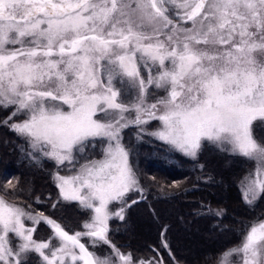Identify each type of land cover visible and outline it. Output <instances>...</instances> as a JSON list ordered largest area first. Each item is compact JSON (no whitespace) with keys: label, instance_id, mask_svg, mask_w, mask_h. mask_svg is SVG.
<instances>
[{"label":"snow or ice","instance_id":"snow-or-ice-1","mask_svg":"<svg viewBox=\"0 0 264 264\" xmlns=\"http://www.w3.org/2000/svg\"><path fill=\"white\" fill-rule=\"evenodd\" d=\"M0 108L21 155L36 167L53 162L58 189L44 205L30 182L0 185V264H163L121 251L109 221H126L143 180L162 192L188 189L148 177L124 130L193 159L206 141L253 162L240 187L255 211L264 199V138L254 135L264 122V0H0ZM152 121L159 127L149 131ZM72 203L85 216L79 231L57 215ZM41 224L46 240L35 238ZM167 230L161 247L181 264ZM237 231L239 242L211 264H264V212Z\"/></svg>","mask_w":264,"mask_h":264},{"label":"trees","instance_id":"trees-1","mask_svg":"<svg viewBox=\"0 0 264 264\" xmlns=\"http://www.w3.org/2000/svg\"><path fill=\"white\" fill-rule=\"evenodd\" d=\"M0 128L3 130L0 136V179L7 181L19 177L22 184L31 183L32 198L38 193L44 195L49 187L47 169L25 161L17 147L23 145L21 140L12 138L13 133L6 132V128ZM262 129L258 124L254 125L255 132ZM124 137L125 144H133L131 138ZM160 146L155 142L157 151L161 153L163 149ZM205 147L196 159L168 153L174 160L171 164L158 159L150 161L146 157L141 162L137 161L144 173L152 174L161 183L167 185L173 181H184L183 188L188 190L162 192L159 186L143 180L145 192L139 196L131 195L133 200L139 202L128 210L126 221L110 220L112 231L109 238L114 244L118 247L126 245L121 250L133 253L136 258L157 257L164 264H171L168 250L161 247V231L167 225V240L172 253L181 259V264H211L208 257L214 258L239 239L237 230L240 221L264 212V199L259 200L253 211L245 205L241 195L240 180L251 169L253 162L225 152L222 154L228 161L223 162L220 151L214 149V153L208 155L204 152ZM20 157L23 162L19 161ZM132 159L136 163L135 158ZM43 165L50 171L54 169L50 161H44ZM199 165H203V169ZM50 185L53 188L47 192L49 195L46 193V198L54 200L58 191ZM149 201L153 203L149 204ZM48 202H44V205ZM153 204L159 208L156 213ZM34 205L41 208V205ZM41 209L48 212L44 206ZM209 209L212 211L209 212ZM220 209L224 210L223 215H215ZM57 215L63 217L61 222L70 231L80 229L85 219L75 203L65 205Z\"/></svg>","mask_w":264,"mask_h":264},{"label":"rangeland","instance_id":"rangeland-1","mask_svg":"<svg viewBox=\"0 0 264 264\" xmlns=\"http://www.w3.org/2000/svg\"><path fill=\"white\" fill-rule=\"evenodd\" d=\"M158 94H163V93H158ZM64 108H65V110H67V106H64ZM8 115H10V111H5L4 109H2V108H0V120H3V119H5ZM256 124H258V126L259 127H261V128H263L260 132H255L254 131V135L257 137V138H264V122H260V121H256V122H254V125H256ZM157 127H159V121H152V122H150V125L148 126V130L149 131H152V130H154V129H156ZM2 129L0 128V136H1V134H2ZM7 131H9L7 128H6V132ZM263 131V132H262ZM134 132H135V129L134 128H132V129H125L124 130V136H126L127 138H131L132 140H133V147H134V149H135V153H134V158H135V160H136V164H137V161H139V162H141V159L142 158H144V157H146L148 160H150V161H152V160H154V159H158V160H162V161H164L165 163H167V164H171L172 162H174V160L172 159V157L169 155L170 153H176V154H178V155H180V156H183V157H186V158H190V159H193L192 157H188V156H185L182 152H180V151H178V150H172V151H169L168 150V148H169V146L168 145H166V144H164L163 142H161V141H159V140H156L154 137H147V136H145L144 137V142H138L136 139H135V135H134ZM15 136V137H14ZM12 138H15L16 139V135L15 134H13V136H12ZM155 142H157V143H159V144H161L162 146H164V147H162V146H160L162 149H163V151L160 153L159 151H157V149H156V147H155ZM21 143L23 144V141H21ZM203 144L206 146L205 148V151L204 152H206L208 155L209 154H212V153H214V149L215 148H213V147H211V146H209L208 145V143L205 141V142H203ZM1 145V144H0ZM146 145H148V146H152V148L150 149L149 147H146ZM203 148H204V146H203ZM161 149V150H162ZM1 150V149H0ZM169 153V154H168ZM223 152H221V154H222ZM225 153H227V152H225ZM20 155H21V153H19ZM220 154V153H219ZM229 154V153H228ZM234 156V155H233ZM220 157H221V159H222V161L223 162H226V161H228V158H226V157H223V154L222 155H220ZM237 157V156H236ZM0 158H1V152H0ZM23 159H25V161H27L28 163H30L26 158H24V157H22ZM21 157L19 158V161H22L21 159H22ZM226 160V161H225ZM23 162V161H22ZM51 162V161H50ZM138 162V163H139ZM53 163V162H52ZM229 163V162H228ZM227 164V163H226ZM42 167H44L45 169H47V173H46V175H47V180H48V183H49V187H48V190H46L45 192H44V195H40L39 193H38V195H33V198L35 199V197L36 196H39L40 198H41V200L43 201V203L44 202H47V201H49V199H47L46 198V193L49 191V190H51L53 187H51V185L50 184H52L53 185V183H52V181H51V177L49 176V172H50V170L48 169V168H46L44 165H42ZM70 167V166H69ZM254 168V163L252 164V167H251V169H253ZM250 169V170H251ZM49 171V172H48ZM52 171V170H51ZM248 172H249V170H248ZM247 172V173H248ZM61 174L62 175H71L72 173L71 172H68V171H62L61 172ZM246 175V174H245ZM147 176H153L152 174H147ZM6 181H4V180H2V179H0V185H2V184H4ZM54 186V185H53ZM57 191H58V189H57ZM145 192V191H144ZM143 192V193H144ZM143 193H142V195H143ZM47 195H49V193H47ZM57 195H58V192H57ZM130 195H141V194H130ZM33 199V200H34ZM31 202V201H30ZM49 203V202H48ZM47 203V204H48ZM151 203H153L152 201H149V204H151ZM154 203H156V202H154ZM158 205H159V203H157ZM33 207L34 208H37L39 211H44L45 212V214H48V212L46 211V210H44V209H41L43 206H40L41 208H39V207H37V206H35L34 204H33ZM119 207V202H113L112 204H110L109 205V209L111 210V211H116L117 210V208ZM158 208V206H155L154 204H153V211H154V213H156V211H158V210H156ZM159 209V208H158ZM26 224H29L30 225V222H27L26 221ZM109 226H110V221H109ZM79 230H81V228L80 229H77V230H75V231H79ZM51 234V232H50V229L48 228V227H46L45 225H43V224H41V225H39L38 226V230H37V232L35 233V238L36 239H38V240H46L47 238H48V236ZM82 242H85L86 244L88 243L87 242V240H85V241H82ZM239 242V239L235 242V243H238ZM234 243V244H235ZM90 250H93V249H91L90 248ZM95 251H97V254L99 255V254H102V253H107L108 251H109V249H108V247L107 246H103V247H101V248H98V249H95ZM121 251H123V252H127V251H124V250H121ZM134 258H136V257H134ZM136 259H142V260H145V261H149V260H156V259H159V258H157V257H150V258H136ZM161 260V259H160ZM164 264V263H163Z\"/></svg>","mask_w":264,"mask_h":264}]
</instances>
